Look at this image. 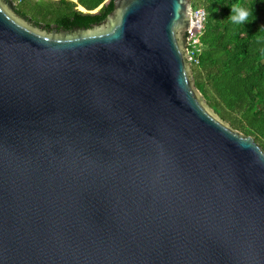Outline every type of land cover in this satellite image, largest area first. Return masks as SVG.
<instances>
[{
	"label": "water",
	"instance_id": "obj_1",
	"mask_svg": "<svg viewBox=\"0 0 264 264\" xmlns=\"http://www.w3.org/2000/svg\"><path fill=\"white\" fill-rule=\"evenodd\" d=\"M189 14L47 32L0 0V264H264V150L196 89Z\"/></svg>",
	"mask_w": 264,
	"mask_h": 264
},
{
	"label": "trees",
	"instance_id": "obj_2",
	"mask_svg": "<svg viewBox=\"0 0 264 264\" xmlns=\"http://www.w3.org/2000/svg\"><path fill=\"white\" fill-rule=\"evenodd\" d=\"M16 13L44 31L71 32L104 22L114 0H13ZM250 12L235 25L234 5ZM202 54L192 66L194 85L209 107L264 150V0H205Z\"/></svg>",
	"mask_w": 264,
	"mask_h": 264
},
{
	"label": "built area",
	"instance_id": "obj_3",
	"mask_svg": "<svg viewBox=\"0 0 264 264\" xmlns=\"http://www.w3.org/2000/svg\"><path fill=\"white\" fill-rule=\"evenodd\" d=\"M190 6L189 26L185 33L186 59L190 67L197 66L203 51L201 37L204 32L207 13L202 6L205 0H188Z\"/></svg>",
	"mask_w": 264,
	"mask_h": 264
},
{
	"label": "clouds",
	"instance_id": "obj_4",
	"mask_svg": "<svg viewBox=\"0 0 264 264\" xmlns=\"http://www.w3.org/2000/svg\"><path fill=\"white\" fill-rule=\"evenodd\" d=\"M231 16L229 19L237 26L249 23L250 12L241 4H236L231 9Z\"/></svg>",
	"mask_w": 264,
	"mask_h": 264
},
{
	"label": "rangeland",
	"instance_id": "obj_5",
	"mask_svg": "<svg viewBox=\"0 0 264 264\" xmlns=\"http://www.w3.org/2000/svg\"><path fill=\"white\" fill-rule=\"evenodd\" d=\"M54 1V0H53ZM191 77H193V74H192V76ZM193 79V78H192ZM226 122V121H225ZM227 123V122H226ZM229 125V124H228ZM235 130V129H234ZM259 145V144H258Z\"/></svg>",
	"mask_w": 264,
	"mask_h": 264
},
{
	"label": "flooded vegetation",
	"instance_id": "obj_6",
	"mask_svg": "<svg viewBox=\"0 0 264 264\" xmlns=\"http://www.w3.org/2000/svg\"><path fill=\"white\" fill-rule=\"evenodd\" d=\"M54 30V29H53ZM53 30L49 31V32H52Z\"/></svg>",
	"mask_w": 264,
	"mask_h": 264
}]
</instances>
